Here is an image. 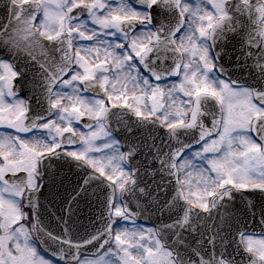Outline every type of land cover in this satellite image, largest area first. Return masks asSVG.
Masks as SVG:
<instances>
[{"label":"snow or ice","instance_id":"6c2138e0","mask_svg":"<svg viewBox=\"0 0 264 264\" xmlns=\"http://www.w3.org/2000/svg\"><path fill=\"white\" fill-rule=\"evenodd\" d=\"M0 264H264V0H0Z\"/></svg>","mask_w":264,"mask_h":264},{"label":"flooded vegetation","instance_id":"af4514ba","mask_svg":"<svg viewBox=\"0 0 264 264\" xmlns=\"http://www.w3.org/2000/svg\"><path fill=\"white\" fill-rule=\"evenodd\" d=\"M113 127L115 128L116 125L113 124ZM61 193L63 195L62 191H61ZM57 203L59 204L60 201L58 200ZM95 205L97 206V203L93 200H91V206H89L88 204H85V203L81 204V212L77 216L73 217V220L75 222L74 223L75 229L82 232L85 229L91 230L93 227L92 223L98 224V218H97L98 208H95ZM53 211H55V209H53ZM57 215H58V213H57ZM58 223H59L58 220L54 216L52 221H51V227L53 228L54 231H59V229L57 228ZM88 224H90V226ZM144 225H145V227H151L150 225H147V224H144Z\"/></svg>","mask_w":264,"mask_h":264},{"label":"water","instance_id":"95a60500","mask_svg":"<svg viewBox=\"0 0 264 264\" xmlns=\"http://www.w3.org/2000/svg\"><path fill=\"white\" fill-rule=\"evenodd\" d=\"M229 54H232L231 51L229 52ZM225 59H226V57H225ZM224 62H225V66L226 67L230 66V62L228 60L227 61L225 60ZM66 169H68V168H66ZM69 172H70V176L72 177V179H77L78 177H83V179L85 178L84 172L79 170V169L72 168L71 170H69ZM82 183H83V180H82ZM252 199L255 201L257 198L256 197H252ZM159 219H160L159 216L154 215V216H152L151 220H145L144 218H141L139 221H142V222H146L147 221L149 223H152L153 221L159 222Z\"/></svg>","mask_w":264,"mask_h":264}]
</instances>
